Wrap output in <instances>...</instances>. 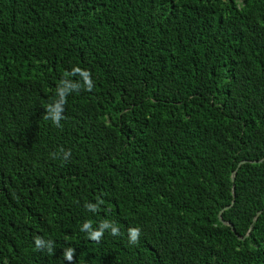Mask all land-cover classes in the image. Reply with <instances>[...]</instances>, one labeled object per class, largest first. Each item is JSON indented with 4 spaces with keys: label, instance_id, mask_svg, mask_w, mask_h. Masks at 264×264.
<instances>
[{
    "label": "trees",
    "instance_id": "16d2710c",
    "mask_svg": "<svg viewBox=\"0 0 264 264\" xmlns=\"http://www.w3.org/2000/svg\"><path fill=\"white\" fill-rule=\"evenodd\" d=\"M0 264H264V0H0Z\"/></svg>",
    "mask_w": 264,
    "mask_h": 264
},
{
    "label": "clouds",
    "instance_id": "9594fccd",
    "mask_svg": "<svg viewBox=\"0 0 264 264\" xmlns=\"http://www.w3.org/2000/svg\"><path fill=\"white\" fill-rule=\"evenodd\" d=\"M76 71H80V70H79V69H76ZM84 75H85V81H86V83L88 84V87L91 88V82H90V81L88 80V78H87V73H85ZM60 95H61V97H63V95H64V92H63L62 90H61V92H60ZM61 103H63V100H61ZM52 119H53L54 123H55L57 126H59V121H60L61 117L57 115V116H53ZM65 155L67 156V153H66ZM104 226H105V225H102L100 230H97V231H91V232L89 233L90 238H91L92 240L99 241L100 238H101V236H102V234H103V227H104ZM84 228H87V229H88V228H90V225L86 223V224L84 225ZM112 234H113V235H117V234H118V230H117L116 228H113V229H112ZM139 234H140V230H139V229H130V230H129V242L132 243V244L137 243V242H138ZM39 243H40V240L37 239V240H36V244L39 245ZM73 254H74V250L69 249V250L65 253V258H66L68 261H71L72 258H73Z\"/></svg>",
    "mask_w": 264,
    "mask_h": 264
},
{
    "label": "water",
    "instance_id": "95a60500",
    "mask_svg": "<svg viewBox=\"0 0 264 264\" xmlns=\"http://www.w3.org/2000/svg\"><path fill=\"white\" fill-rule=\"evenodd\" d=\"M244 161H245V160L239 161L238 166H239L242 162H244ZM235 172H236V170H233L232 173H231V180H232V181L234 180ZM232 195L234 196V185H232ZM232 202H233V200H232ZM229 206H231V204L227 205L226 208L229 207ZM221 211H222V210H220V212L218 213V216H219L220 221H222L223 223L228 224V225L234 230L232 223H230L229 221L223 219V218L220 216ZM257 213H259V211H258ZM256 216H257V214H256ZM250 228H251V226H250Z\"/></svg>",
    "mask_w": 264,
    "mask_h": 264
}]
</instances>
